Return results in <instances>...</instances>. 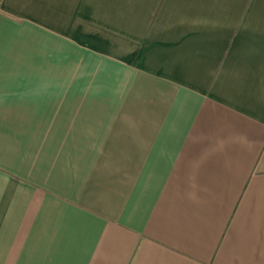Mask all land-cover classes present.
Masks as SVG:
<instances>
[{
  "label": "crops",
  "instance_id": "obj_1",
  "mask_svg": "<svg viewBox=\"0 0 264 264\" xmlns=\"http://www.w3.org/2000/svg\"><path fill=\"white\" fill-rule=\"evenodd\" d=\"M0 264H264V0H0Z\"/></svg>",
  "mask_w": 264,
  "mask_h": 264
},
{
  "label": "rangeland",
  "instance_id": "obj_2",
  "mask_svg": "<svg viewBox=\"0 0 264 264\" xmlns=\"http://www.w3.org/2000/svg\"><path fill=\"white\" fill-rule=\"evenodd\" d=\"M34 53V56H43L42 50H34L32 51ZM66 72L68 73H93L99 75L100 79L102 81H99L98 86L99 89H115V90H128L129 93L131 92V104L132 105H138L140 104V97L138 96V91L140 90V87L137 85H132L130 82H124L121 80V73L115 74L112 76L108 74L107 67L106 66H68L66 67ZM109 80H104L108 79ZM100 100H106V99H100Z\"/></svg>",
  "mask_w": 264,
  "mask_h": 264
}]
</instances>
